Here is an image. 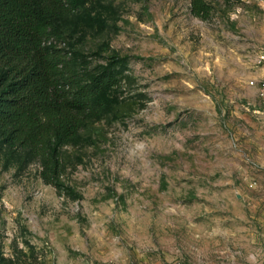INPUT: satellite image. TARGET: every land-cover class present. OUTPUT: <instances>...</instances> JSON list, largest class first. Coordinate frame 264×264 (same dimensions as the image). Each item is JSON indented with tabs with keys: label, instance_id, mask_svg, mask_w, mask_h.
Here are the masks:
<instances>
[{
	"label": "rangeland",
	"instance_id": "374dc122",
	"mask_svg": "<svg viewBox=\"0 0 264 264\" xmlns=\"http://www.w3.org/2000/svg\"><path fill=\"white\" fill-rule=\"evenodd\" d=\"M80 0L55 42L101 116L59 146L62 190L0 131V264L264 260V1Z\"/></svg>",
	"mask_w": 264,
	"mask_h": 264
},
{
	"label": "trees",
	"instance_id": "16d2710c",
	"mask_svg": "<svg viewBox=\"0 0 264 264\" xmlns=\"http://www.w3.org/2000/svg\"><path fill=\"white\" fill-rule=\"evenodd\" d=\"M264 1V0H263ZM80 0H0V131L5 144L28 150L44 162L43 181L62 190L59 146L106 109L115 74L89 83L54 43L64 39L59 22ZM194 17L212 13L206 0H191Z\"/></svg>",
	"mask_w": 264,
	"mask_h": 264
},
{
	"label": "built area",
	"instance_id": "2783aa9c",
	"mask_svg": "<svg viewBox=\"0 0 264 264\" xmlns=\"http://www.w3.org/2000/svg\"><path fill=\"white\" fill-rule=\"evenodd\" d=\"M259 63H264V54L260 55ZM249 85L258 89V94L264 98V78L260 80H252ZM180 264V263H176Z\"/></svg>",
	"mask_w": 264,
	"mask_h": 264
},
{
	"label": "crops",
	"instance_id": "0c3cea01",
	"mask_svg": "<svg viewBox=\"0 0 264 264\" xmlns=\"http://www.w3.org/2000/svg\"><path fill=\"white\" fill-rule=\"evenodd\" d=\"M249 261H250V263H252V264H257V263L259 262V260H257L256 258H249ZM261 263L264 264V260H262Z\"/></svg>",
	"mask_w": 264,
	"mask_h": 264
}]
</instances>
